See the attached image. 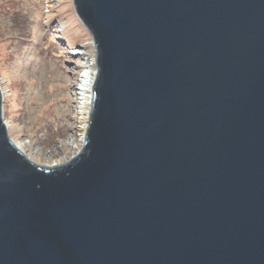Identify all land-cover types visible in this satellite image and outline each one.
I'll list each match as a JSON object with an SVG mask.
<instances>
[{
	"label": "water",
	"instance_id": "water-1",
	"mask_svg": "<svg viewBox=\"0 0 264 264\" xmlns=\"http://www.w3.org/2000/svg\"><path fill=\"white\" fill-rule=\"evenodd\" d=\"M73 3L85 139L35 163L0 92V264H264V0Z\"/></svg>",
	"mask_w": 264,
	"mask_h": 264
},
{
	"label": "rangeland",
	"instance_id": "rangeland-1",
	"mask_svg": "<svg viewBox=\"0 0 264 264\" xmlns=\"http://www.w3.org/2000/svg\"><path fill=\"white\" fill-rule=\"evenodd\" d=\"M95 54L73 0H0L2 121L35 163L61 164L81 149L91 104L82 80L95 74Z\"/></svg>",
	"mask_w": 264,
	"mask_h": 264
},
{
	"label": "bare ground",
	"instance_id": "bare-ground-1",
	"mask_svg": "<svg viewBox=\"0 0 264 264\" xmlns=\"http://www.w3.org/2000/svg\"><path fill=\"white\" fill-rule=\"evenodd\" d=\"M94 66H95L94 64L90 65L91 69ZM88 69H89V66H88ZM93 74H94L93 70L92 71L87 70L86 74L83 76V80H82V90L84 91V93L86 95V98H87L86 101L87 102H89V98L91 97V94H90L91 91L90 90L92 88V83H93V79H92ZM13 143L19 150H23L22 147L16 141L13 140Z\"/></svg>",
	"mask_w": 264,
	"mask_h": 264
}]
</instances>
